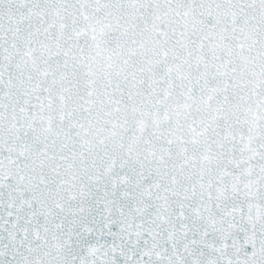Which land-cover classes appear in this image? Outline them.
Returning a JSON list of instances; mask_svg holds the SVG:
<instances>
[{
	"label": "snow or ice",
	"instance_id": "1",
	"mask_svg": "<svg viewBox=\"0 0 264 264\" xmlns=\"http://www.w3.org/2000/svg\"><path fill=\"white\" fill-rule=\"evenodd\" d=\"M0 264H264V0H0Z\"/></svg>",
	"mask_w": 264,
	"mask_h": 264
}]
</instances>
